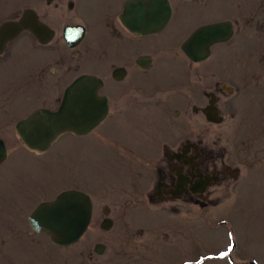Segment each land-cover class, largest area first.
I'll list each match as a JSON object with an SVG mask.
<instances>
[{
	"label": "rangeland",
	"instance_id": "obj_1",
	"mask_svg": "<svg viewBox=\"0 0 264 264\" xmlns=\"http://www.w3.org/2000/svg\"><path fill=\"white\" fill-rule=\"evenodd\" d=\"M42 1L43 4L38 5L35 4L36 0H0V23L19 17L24 9L32 7L58 30L57 38L48 47L38 45L28 33H24L0 57V137L6 142L9 152L7 161L0 166V257L6 261L28 256L33 260L59 257L68 264H74L79 249H85L86 258L90 255L95 257L92 254L95 231L92 229L76 245L59 247L47 235L34 233L27 225L30 214L40 202L65 190L105 195L113 200L125 197L129 191L131 171L138 170L139 166L133 167L125 162L107 140L108 137L114 136L117 141L126 143L151 141L155 145L152 151L157 152V142L162 138L171 140L189 129L195 133L210 128L206 130L208 140L218 136L228 141L240 140L251 155L264 149V92L248 83L244 94L236 101L239 117L229 104L232 98H223L225 120L220 125H208L197 116H189L188 120L170 118L165 112L173 110L175 104H182L181 100L171 98L164 99L161 104L141 107L143 113L137 115L139 117L132 118L125 113L114 120L109 119L87 136L65 133L47 153L30 151L16 133L17 123L38 109H55V99L63 95L58 92H62L80 75L95 74L101 70V65L93 59V47L99 42H109L108 31L122 30L117 18L122 14L127 0H75L69 19L84 26L87 31L85 42L75 51L66 49L62 35V27L69 24L66 17L67 0H63L64 6L59 11L53 7L59 0L51 5L46 0ZM170 2L174 13L165 31L141 40L146 52L172 55L171 59L163 60L157 64L155 71L145 76L146 92L156 88L158 91L165 86L178 87L182 80L187 79L183 76L187 67L193 76L190 80L191 90L197 83L200 89L207 91H212L218 81L227 83L222 77L219 78L218 73L223 61L226 65L230 61L233 64L234 70L227 74V78L237 85L243 81L246 71H256L257 57L264 56V0ZM201 2L205 4L202 6ZM58 14L66 17L60 24L51 20L56 19ZM254 19L262 26L259 38H252L250 33L254 31L250 26L254 24H251ZM224 20L232 21L236 34L244 36L237 35L233 44H229L230 48L226 47L227 44L215 45L210 61L196 68L181 53L183 42L200 26ZM195 68L203 71L196 72ZM202 79L203 83L200 82ZM200 102L196 99L192 101L193 104ZM202 102H205V98ZM256 159L261 164L241 168L244 179L239 193L233 194L220 207L221 213L223 209L234 207L220 217L219 222L223 219L228 224L192 227V235L184 244L192 260L186 264H231L223 257L224 254L238 255L239 260L234 264H264V152ZM249 170L252 174H248ZM247 186L248 191L242 192ZM232 192H235V188ZM132 220L137 222L136 217ZM157 224H161V221ZM147 226L148 223L144 227ZM235 227L238 245L232 252L228 245V232ZM110 236L114 244L108 256H113L110 261L117 262L119 259L116 256L123 245L116 231ZM233 243L236 244L235 241ZM210 253L214 256L219 254L220 260L206 259ZM159 256L173 259L165 253L156 254V257ZM169 263L185 264L179 260Z\"/></svg>",
	"mask_w": 264,
	"mask_h": 264
},
{
	"label": "flooded vegetation",
	"instance_id": "obj_2",
	"mask_svg": "<svg viewBox=\"0 0 264 264\" xmlns=\"http://www.w3.org/2000/svg\"><path fill=\"white\" fill-rule=\"evenodd\" d=\"M46 1L48 5H51L55 0ZM74 1L75 0H67L66 17L69 20V24L62 27V35L66 49L75 51L85 42L87 31L84 26L75 24L73 20L69 19L71 15L70 11L74 9ZM128 1L129 0H127L126 3ZM181 1L189 2L194 0ZM62 2L63 0H59V2L53 6L54 9L58 11L61 10L64 6ZM35 4L42 5L43 1L36 0ZM204 4L205 2H203V4L201 2L202 6ZM125 5L122 14L117 18L120 19L119 24L122 30L108 31L107 36L109 42H99L93 47V50H95L92 52L94 56L93 59L97 64L101 65V70L95 74H82L77 78L79 79L85 75H91L103 83L99 89V96L107 99L108 114L106 119L98 127L105 121L109 119L114 120L125 113L132 118L139 117L137 115L143 113L140 111L141 107L161 104L164 99L171 98L175 101L181 100L180 103L182 104L180 106L175 104L173 110L170 111L169 109L168 112H165L170 118H184L188 120L189 116H197L205 120L208 125H220L224 123L225 120L223 115L224 97L232 98L229 104L231 105V109L237 113V117H239L240 111L237 109L236 101L244 94L247 84H254L253 86L258 91L264 92V56L257 57V64H255L257 65L256 71H246L245 77L240 85L234 84L227 78V74H230L234 68L231 61L229 65H226V62L223 61L221 68H218L219 78L222 77L230 85L224 81H218L215 83V88L212 91H207L206 89H200L199 85L195 83L194 85L196 87L193 86V90H191L192 86L190 85V80H192L193 76L192 71L187 67L186 73L183 75L185 78L187 77V79L182 80L178 87L173 89L169 86H165L158 91L156 88L153 91L146 92L144 88L146 83L145 76L155 71L157 64H160L163 60L166 61L167 59H171L172 55L163 52H146L141 46V40H144V37L147 36L163 33L172 20L174 8L171 4L172 16L162 32L144 35L143 33L132 32L123 24L122 18L125 12ZM26 9L34 8L28 7ZM34 10L38 13L36 9ZM22 13L23 12L19 15L21 16ZM38 15L40 17V22L54 31L53 40L49 44L43 45L38 42L30 31L25 33H28L38 45L48 47L57 38L58 30L48 22V19H44L39 13ZM19 17L5 19L3 22L17 20ZM66 17L63 14H58L56 19L51 20L54 23L60 24ZM137 19L143 18L137 17ZM252 23L254 24L250 25L251 29L257 31L250 32L253 35L252 38L261 37L260 30L262 26L258 25L255 19L251 24ZM232 24L234 28L233 37L227 42L220 43L227 44L226 47L228 48H230V43L233 44L237 35L240 34L244 36L241 33L236 34L235 25L233 22ZM67 27H81L84 29L82 41L76 47H69L66 43L64 32ZM8 47L5 53L0 57L7 53L8 49H10ZM180 51L196 68L201 64L192 62L183 53L181 48ZM212 57L213 52L207 61H210ZM196 68V72L203 71L196 70ZM103 71H105V73L102 75L101 73ZM77 79L70 83L62 92L57 93H63V95L55 99L57 101V106L51 111H58L60 109L65 100L67 91ZM153 80L154 83L157 84L155 78ZM200 82L203 83V79L200 80ZM203 98H205V102H202ZM193 99L201 102L193 104ZM213 107L218 111V116L222 118L220 124L207 120L204 111L205 109ZM232 114L233 116L235 115L234 112H232ZM208 129H200V131L195 133L189 129L181 135L174 136L171 140L162 138L157 142V152L152 151L155 145L151 141H149V143L137 144L133 142H119L114 136L107 138V140L112 143L115 150L123 156L122 159L125 162L133 165V167L138 165L139 169L131 171L132 176L130 177L129 191L123 199L113 200L107 198L105 195H91L74 189V191L85 193L90 198L92 203V217L85 233H87L89 229L95 231V236L92 240V254H94L95 257L90 255L86 258L84 256L85 249H79L77 262L74 264H170L169 261L176 260L183 261L186 264L188 261L192 260V257L186 252L187 248L184 244L191 237L193 226L199 227V225H209L211 227H218L228 224V222L223 219L219 222L220 217L224 215V212L234 207L223 209V213H221L222 210L220 207L226 200L230 199L233 194L237 195L239 193L241 182L244 179L241 168H250L256 164H261L256 158L262 155L264 149L260 150L255 155H251L240 140L228 141V139L222 136L208 140L207 135L209 136V134L206 131ZM90 133L86 135L73 134L76 136H87ZM248 174H252V171L249 170ZM248 179L250 181V176ZM234 188L235 192H232ZM248 189L249 186L242 189V192L248 191ZM63 192L56 193V196L54 195L53 198L46 199V201L55 200ZM239 201L240 200H238L235 205H237ZM133 217L137 218V222H133ZM158 221H161V224H157ZM147 223L148 226L144 227ZM170 223H172V226H169ZM27 227L34 233L47 235L46 233L35 231L30 223ZM115 231L123 247L116 256L119 261L112 262L110 259L113 256H108V253L114 244L113 237L110 235ZM228 233L230 235L228 245L232 252H234L236 245H238L236 227ZM79 241L74 245L79 243ZM233 241H235L236 244L233 243L232 245ZM51 242L55 244L52 240ZM162 253L167 254L169 258L173 259L163 258L161 256L156 257V254ZM210 254L211 255L205 258L210 260L216 258L217 261L220 260L221 256L219 254L215 256L212 255V253ZM223 257L231 264L239 260L238 255L231 256L224 254ZM0 264H68V261H64L59 257H43L39 260H33L31 256L23 259L17 258L6 261L4 257H0Z\"/></svg>",
	"mask_w": 264,
	"mask_h": 264
},
{
	"label": "water",
	"instance_id": "obj_3",
	"mask_svg": "<svg viewBox=\"0 0 264 264\" xmlns=\"http://www.w3.org/2000/svg\"><path fill=\"white\" fill-rule=\"evenodd\" d=\"M171 16L169 0H129L122 22L132 32L158 34L165 29ZM25 31H30L43 45L49 44L54 37V31L40 22L38 14L27 9L18 21H8L0 26V55L4 54L10 42ZM83 35L84 29L81 27H67L64 32L69 47H76ZM233 35L234 28L230 21L205 25L183 43L182 50L193 62L201 63L211 56L214 45L229 41ZM102 84V81L89 75L77 79L67 91L58 111L39 110L18 123L16 130L22 142L30 150L44 153L63 133H90L108 114L107 99L99 96ZM204 112L209 122H222L216 108L205 109ZM7 157L6 144L0 138V165ZM91 217L90 198L79 191H65L54 201L40 204L29 221L35 231L47 233L55 244L70 246L84 235Z\"/></svg>",
	"mask_w": 264,
	"mask_h": 264
}]
</instances>
